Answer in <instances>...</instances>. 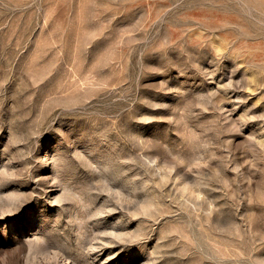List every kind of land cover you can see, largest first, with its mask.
I'll list each match as a JSON object with an SVG mask.
<instances>
[{
	"label": "rangeland",
	"instance_id": "374dc122",
	"mask_svg": "<svg viewBox=\"0 0 264 264\" xmlns=\"http://www.w3.org/2000/svg\"><path fill=\"white\" fill-rule=\"evenodd\" d=\"M0 264H264V0H0Z\"/></svg>",
	"mask_w": 264,
	"mask_h": 264
},
{
	"label": "bare ground",
	"instance_id": "6f19581e",
	"mask_svg": "<svg viewBox=\"0 0 264 264\" xmlns=\"http://www.w3.org/2000/svg\"><path fill=\"white\" fill-rule=\"evenodd\" d=\"M198 193V192H197ZM189 194V193H188ZM195 196H196V194H195ZM188 200V199H187ZM195 201V200H194ZM191 202H193V201H191ZM198 208V207H197Z\"/></svg>",
	"mask_w": 264,
	"mask_h": 264
}]
</instances>
